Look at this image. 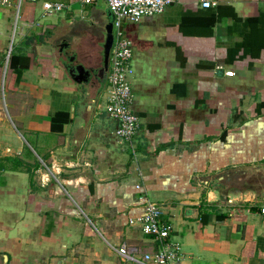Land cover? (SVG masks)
Instances as JSON below:
<instances>
[{
	"label": "crops",
	"instance_id": "0c3cea01",
	"mask_svg": "<svg viewBox=\"0 0 264 264\" xmlns=\"http://www.w3.org/2000/svg\"><path fill=\"white\" fill-rule=\"evenodd\" d=\"M46 1L69 7L45 18ZM202 1L123 24L136 158L105 110L109 9L106 38L83 31L79 45L69 33L97 2L0 10V264H134L122 244L158 248L139 222L144 197L183 247L176 264H264V0Z\"/></svg>",
	"mask_w": 264,
	"mask_h": 264
},
{
	"label": "built area",
	"instance_id": "2783aa9c",
	"mask_svg": "<svg viewBox=\"0 0 264 264\" xmlns=\"http://www.w3.org/2000/svg\"><path fill=\"white\" fill-rule=\"evenodd\" d=\"M19 5L23 0H17ZM25 1V0H24ZM37 2L39 0H26ZM84 5H92L100 0H80ZM114 19V47L110 57L107 75V104L106 113L111 120L117 123L115 136L118 140L129 145L135 155L134 139L141 129V119L133 111L134 94L132 81L134 69L132 67L133 42L124 37L122 27L124 23H139L147 17L162 15L166 9L178 0H104ZM10 5V0H0V10ZM18 5V7H19ZM215 3L203 0V8H210ZM63 2H44L43 16L45 18L63 13L68 9ZM227 77L234 75L233 71L226 72ZM138 190L140 186H136ZM144 214L139 219L142 232L158 245L157 250L151 253H141L138 249L122 244L116 251L124 262L134 264H176L182 259L183 247L181 243L172 241L169 223L162 220L163 208L152 203L147 198ZM264 215V208L261 209Z\"/></svg>",
	"mask_w": 264,
	"mask_h": 264
},
{
	"label": "rangeland",
	"instance_id": "374dc122",
	"mask_svg": "<svg viewBox=\"0 0 264 264\" xmlns=\"http://www.w3.org/2000/svg\"><path fill=\"white\" fill-rule=\"evenodd\" d=\"M90 22H93L94 26L90 25ZM109 24L110 16L107 4L104 0H100L87 11H83L78 15V18L75 19V27L69 33V38L74 44L79 45V36L81 32L85 31L84 38L91 39L93 43L102 41L106 38Z\"/></svg>",
	"mask_w": 264,
	"mask_h": 264
},
{
	"label": "trees",
	"instance_id": "16d2710c",
	"mask_svg": "<svg viewBox=\"0 0 264 264\" xmlns=\"http://www.w3.org/2000/svg\"><path fill=\"white\" fill-rule=\"evenodd\" d=\"M19 59H21V57L13 55L12 58H11L12 65L14 66L15 63L19 62ZM77 67H79V66H77ZM22 68H24V67H22ZM71 68L75 69V66L71 67ZM63 115L66 117V119L65 120H60V118ZM69 122H71L70 119H69V114H67V113H58L55 117H53V120H52L53 130H55L57 132H62L63 126L65 124L69 123ZM7 161H11L12 163H14L16 168H19L21 166V164L18 163L17 161H15V160L7 159Z\"/></svg>",
	"mask_w": 264,
	"mask_h": 264
},
{
	"label": "water",
	"instance_id": "95a60500",
	"mask_svg": "<svg viewBox=\"0 0 264 264\" xmlns=\"http://www.w3.org/2000/svg\"><path fill=\"white\" fill-rule=\"evenodd\" d=\"M75 56V55H74ZM74 58H76V56L74 57ZM73 61H75V60H73ZM79 66V65H78ZM80 67V66H79Z\"/></svg>",
	"mask_w": 264,
	"mask_h": 264
}]
</instances>
